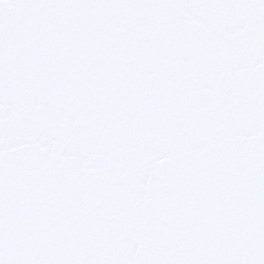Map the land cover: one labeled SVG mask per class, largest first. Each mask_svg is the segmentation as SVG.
Wrapping results in <instances>:
<instances>
[{
    "label": "water",
    "instance_id": "water-1",
    "mask_svg": "<svg viewBox=\"0 0 264 264\" xmlns=\"http://www.w3.org/2000/svg\"><path fill=\"white\" fill-rule=\"evenodd\" d=\"M0 264H264V0H0Z\"/></svg>",
    "mask_w": 264,
    "mask_h": 264
}]
</instances>
